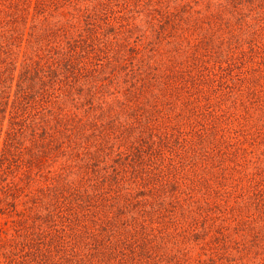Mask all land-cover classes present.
Segmentation results:
<instances>
[{
    "label": "trees",
    "instance_id": "trees-1",
    "mask_svg": "<svg viewBox=\"0 0 264 264\" xmlns=\"http://www.w3.org/2000/svg\"><path fill=\"white\" fill-rule=\"evenodd\" d=\"M191 1L0 0V264H191L249 198L233 264H264V166L221 197L264 144V0Z\"/></svg>",
    "mask_w": 264,
    "mask_h": 264
},
{
    "label": "rangeland",
    "instance_id": "rangeland-1",
    "mask_svg": "<svg viewBox=\"0 0 264 264\" xmlns=\"http://www.w3.org/2000/svg\"><path fill=\"white\" fill-rule=\"evenodd\" d=\"M190 5H194L196 9L198 8H207L209 6V2L206 0H193L191 1ZM213 6V5H211ZM168 43H165L164 49L169 50L170 45H166ZM165 57V56H164ZM253 70V69H252ZM255 77L253 74H251V79ZM254 82V80H252ZM264 98V96H263ZM258 100V99H257ZM256 100V101H257ZM256 101H254L256 103ZM254 104H247V106L251 107L249 114L253 115V123H255L256 128L254 130L259 131L260 133H264V112L257 109V107ZM264 103V101H263ZM241 109V108H240ZM237 129V128H236ZM232 136V135H231ZM254 136V135H253ZM234 139L238 137V134L235 132L232 136ZM256 137V136H255ZM256 141H250L246 140L244 142V146L247 147V150L245 152L238 153V156L235 158L229 157L228 160H224L222 162L223 168H225L224 171H228V169L235 166L236 163L239 167V172L232 174V177H229L224 181L226 186L230 188L227 192L222 193L221 197L227 196L229 199H233L235 196H243V197H250L252 187L250 186V179L257 178L255 175V171L258 169V165L264 166V144H261V136H257V138H254ZM258 153L261 155L259 156V160H257V164L255 161V157ZM228 167V169H227ZM229 169V170H230ZM222 172V171H221ZM238 175V176H236ZM244 175V177H243ZM242 177V178H241ZM240 186V187H239ZM1 195V192H0ZM252 198V196H251ZM236 201V200H235ZM249 204L248 207L252 211V216H249L248 220L238 226H230L225 234L218 233V230L215 228L213 233H210L206 236L210 237L207 240V243L205 245V248L201 246V239L200 240H193L190 243H186L185 246L187 249L185 255H188V260L192 262L191 264H196V260L201 257L202 262L201 264H233L234 257L237 256V253L234 251H231L232 247L234 245H238V243L243 241V233H248L247 239L250 237V235L257 230L262 231V226H258V222L260 220L259 212L254 210L250 198L248 200ZM2 210H0V235H4L6 229H10L11 227V215L13 214V211H10V208L5 206L3 203L1 204ZM251 219V220H250ZM8 222V223H7ZM242 227V228H241ZM243 229V230H242ZM155 245L153 246V248ZM241 247V246H239ZM152 248V249H153ZM169 251H174V247L169 245L168 241L166 239L162 241H158L156 244V250L155 253H159V255L155 254V256H160L163 258L166 253ZM182 253H179V255ZM184 257V254H183ZM198 264V263H197Z\"/></svg>",
    "mask_w": 264,
    "mask_h": 264
}]
</instances>
